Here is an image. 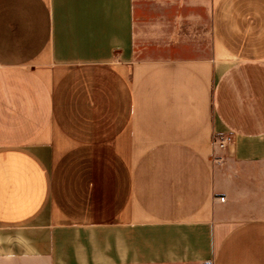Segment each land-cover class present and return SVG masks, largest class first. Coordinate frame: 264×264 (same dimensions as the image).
Wrapping results in <instances>:
<instances>
[{"label": "crops", "instance_id": "0c3cea01", "mask_svg": "<svg viewBox=\"0 0 264 264\" xmlns=\"http://www.w3.org/2000/svg\"><path fill=\"white\" fill-rule=\"evenodd\" d=\"M0 264H264V0H0Z\"/></svg>", "mask_w": 264, "mask_h": 264}, {"label": "built area", "instance_id": "2783aa9c", "mask_svg": "<svg viewBox=\"0 0 264 264\" xmlns=\"http://www.w3.org/2000/svg\"><path fill=\"white\" fill-rule=\"evenodd\" d=\"M231 141L229 135H213L212 137V144L217 147H226ZM220 198L223 199V197Z\"/></svg>", "mask_w": 264, "mask_h": 264}]
</instances>
